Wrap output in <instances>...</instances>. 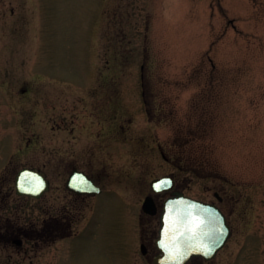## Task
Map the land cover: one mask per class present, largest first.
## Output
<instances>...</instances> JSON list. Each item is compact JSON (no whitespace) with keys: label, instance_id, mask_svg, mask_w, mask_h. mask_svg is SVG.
I'll use <instances>...</instances> for the list:
<instances>
[{"label":"rangeland","instance_id":"obj_1","mask_svg":"<svg viewBox=\"0 0 264 264\" xmlns=\"http://www.w3.org/2000/svg\"><path fill=\"white\" fill-rule=\"evenodd\" d=\"M45 155L108 189L88 264H153L141 206L172 172L231 226L189 264H264V0H0V176Z\"/></svg>","mask_w":264,"mask_h":264},{"label":"flooded vegetation","instance_id":"obj_2","mask_svg":"<svg viewBox=\"0 0 264 264\" xmlns=\"http://www.w3.org/2000/svg\"><path fill=\"white\" fill-rule=\"evenodd\" d=\"M11 145L8 141L1 146L5 147L3 158H7ZM24 146L28 145L25 143ZM161 154L166 161L184 170L182 165L177 164L176 160L181 162L177 156L169 157L162 149ZM43 161L39 167L24 166L39 171L47 182V188L38 197L18 192L15 179L23 167L16 172L1 173L0 264H48L51 259H56L57 264H88L86 260L73 256V252L78 242L93 236L92 233L102 221L103 203L108 195L102 174L92 169L89 159L84 162L85 166L77 165L78 160H74L68 169L54 173V179H57L53 182L52 175L47 171L46 155ZM73 172L76 174L71 180L73 187H70L68 182ZM166 176L172 178L173 188L150 194L158 213L162 202L173 192L185 194L183 179L179 180L173 172ZM214 196L219 202L224 199L218 192H214ZM220 209L227 218L225 211ZM158 213L154 215L157 218ZM147 232L142 234L140 231V251L143 246L144 253H141L146 258L158 252L155 244L158 230ZM95 264L105 263L97 261Z\"/></svg>","mask_w":264,"mask_h":264},{"label":"water","instance_id":"obj_3","mask_svg":"<svg viewBox=\"0 0 264 264\" xmlns=\"http://www.w3.org/2000/svg\"><path fill=\"white\" fill-rule=\"evenodd\" d=\"M75 172L70 176L68 185ZM15 184L21 194L38 197L47 188L43 175L32 168H22L16 175ZM174 182L170 176L155 178L150 182L153 191H168L173 188ZM142 211L149 215L157 213L156 204L152 196L145 197ZM182 213H186L182 215ZM204 222L200 234L193 239L191 235H184L193 219ZM175 220V224L173 221ZM159 230L155 240L158 252L153 256L154 264H188L193 257H203L205 260L213 259L223 248L231 235L230 226L221 209L208 202L184 195L182 192H173L162 203L159 213ZM173 239L179 240V246L184 248L180 255L170 252ZM210 249V250H209ZM144 253V248L141 246Z\"/></svg>","mask_w":264,"mask_h":264},{"label":"snow or ice","instance_id":"obj_4","mask_svg":"<svg viewBox=\"0 0 264 264\" xmlns=\"http://www.w3.org/2000/svg\"><path fill=\"white\" fill-rule=\"evenodd\" d=\"M186 213H182L184 215ZM173 224H175V220L173 221ZM204 226V222L198 219H193L191 222V225L185 230L184 235H191L193 239H195L199 234L201 228ZM179 240L173 239L170 246V252L174 255H180L184 252V248L182 246H179ZM210 250V249H209Z\"/></svg>","mask_w":264,"mask_h":264}]
</instances>
